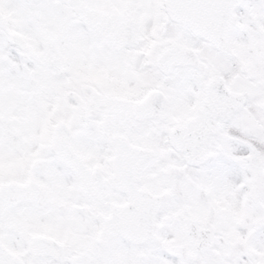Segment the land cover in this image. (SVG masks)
I'll return each mask as SVG.
<instances>
[{
    "label": "snow or ice",
    "instance_id": "1",
    "mask_svg": "<svg viewBox=\"0 0 264 264\" xmlns=\"http://www.w3.org/2000/svg\"><path fill=\"white\" fill-rule=\"evenodd\" d=\"M0 264H264V0H0Z\"/></svg>",
    "mask_w": 264,
    "mask_h": 264
}]
</instances>
